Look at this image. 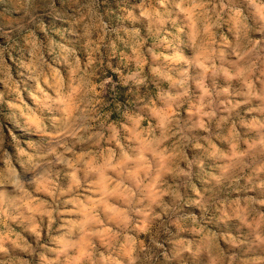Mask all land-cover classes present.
<instances>
[{
	"label": "clouds",
	"instance_id": "obj_1",
	"mask_svg": "<svg viewBox=\"0 0 264 264\" xmlns=\"http://www.w3.org/2000/svg\"><path fill=\"white\" fill-rule=\"evenodd\" d=\"M0 3L10 5L0 13V31L26 33L27 40L49 19L57 0ZM59 3L70 13L65 18L81 27L72 38L85 61L71 49L62 61L51 57L66 67L63 75L58 69L44 74L53 93H45L44 101L50 115L68 121L62 98L76 95L86 82L94 121L81 129L86 139L66 142L76 148L71 159L59 160L51 148L60 146L49 145L43 150L51 163L30 176L21 175L26 170L20 162L33 159L29 151L17 154L20 171H13L11 181L0 171V264H31L34 257L38 264L85 259L88 264H249L239 252L264 249V0H138L132 13L115 21L101 15V0H87V14L82 0ZM177 11L186 21L177 29L186 42L173 47L167 26L176 27ZM113 35L105 45L112 53L117 41L131 49L132 55L121 54L127 60L123 71L96 58L105 37ZM3 51L0 72L7 70ZM18 59V67L33 73L26 78L43 92L35 52L28 64L23 52ZM6 84L22 99L14 80L9 77ZM112 111L125 122L112 121ZM31 133L40 140L39 129ZM64 169L76 186L78 173L92 179L99 196L64 202L75 204L72 211L81 217L66 222L67 239L74 243L59 239L58 247L49 248L40 241L43 218L50 232L53 225H66L57 223L56 209L33 192H47L57 203L52 177ZM229 220L242 238L232 234ZM23 233L33 236L35 247ZM69 249L77 255L69 256Z\"/></svg>",
	"mask_w": 264,
	"mask_h": 264
},
{
	"label": "rangeland",
	"instance_id": "obj_2",
	"mask_svg": "<svg viewBox=\"0 0 264 264\" xmlns=\"http://www.w3.org/2000/svg\"><path fill=\"white\" fill-rule=\"evenodd\" d=\"M136 2L138 0H101L99 10L106 21H115L119 17H126L129 13H132L133 4ZM82 3L85 4L84 12L87 14V0H82ZM8 6L10 5L0 3V13H4ZM138 13L139 9H136L134 14L138 15ZM68 15L70 13L57 0L56 8L51 12L49 19L32 30L34 32V38L29 37L25 40L26 33L0 31V49L4 50L3 60L7 69L6 71L0 72V81H5V83H0V147L3 149L0 151V161H3V163H0V171L5 173L8 181H11L14 170L16 172L20 171L19 168H15L17 163L16 156L19 152L29 151L33 156V159L29 163H24L27 157L20 161L26 170L21 173L22 176H30L33 169L43 163H51L49 153L43 150L49 145L60 146L51 148V151L55 153L59 160L63 161L66 155L67 158L71 159L72 152L76 151V148L68 145L66 142L70 138L78 136L86 139L81 129H86L94 121L95 112L91 109L87 98L84 96L83 90L87 88L86 82H82L81 88L76 89V95H67L62 98L67 109L68 121H65L63 115L58 117L50 115L49 108L44 101L45 93L50 96L53 95L49 85L44 83V74H50L58 69L63 75L66 67L64 64L53 63L50 59L51 57H58L62 61L65 59L67 50L71 49L80 56L82 62L85 61V57L81 54V45L72 38L74 34L81 33V27L72 25V21L65 18ZM8 19L14 21L16 17H8ZM173 19L176 21V27L173 28L171 25H168L167 31L171 32L168 38L173 42V47H175L177 44L186 42L185 34L177 31L179 27L184 26L186 21L184 15L178 11L173 14ZM128 23H131V20ZM68 25L72 26L68 27ZM141 34H143V30ZM93 38L95 39L96 37L93 36ZM115 39L116 37L114 35L105 37V43L101 46L100 53L96 54V58L97 61L104 59L105 64L112 63L113 67L119 66L123 71V64H127V60L121 54L130 56L132 53L130 48H127L119 41L116 42V51L114 53L111 52L110 48L105 47L111 40ZM149 46H151V41H149ZM158 50L171 54L170 49L161 47ZM21 52L28 57L25 64L31 62L32 53L35 52V73L40 75L39 88H42L43 92L37 88L34 79L26 78V76L31 77L33 73L28 72L25 67H18V58ZM111 74V71H109V75ZM99 76L100 73L97 72V77ZM9 77L19 86V94L22 99L18 100L17 94L7 87L6 81ZM48 78L50 82V76ZM66 79L67 77L65 76ZM113 79L115 80L117 77L113 76ZM95 82L99 83L100 80L96 79ZM81 99L84 100L83 103H80ZM9 102L18 105V107H10ZM109 116L112 121H118L119 123L125 122L122 116L117 117L115 111L110 112ZM248 118L251 119V116ZM142 127H147V122ZM53 128H55V131ZM36 129H39V141L33 138V134L31 133H34ZM13 145H15V151ZM65 147L71 148L67 154L64 150ZM9 162L12 167H9ZM67 171L69 170L64 169L52 177L57 183L56 192L59 197L57 203H53L52 197L47 192H33V195L38 200L47 201L56 209L57 223L64 225H66L68 220H79L81 218L78 213L72 211L76 207L75 204H66L64 203L65 201L78 198L81 201L87 202V198L97 199L99 196V193L93 187L92 179L85 181L83 173H78L80 183L79 186H76L71 180L66 179L65 174ZM49 172L50 170H46L45 175H49ZM109 175H111L110 172ZM100 218L105 219L103 215ZM105 223H107L106 220ZM227 223L232 234L242 238V234L237 233L233 227L234 221L229 220ZM47 224L48 218L45 216L43 222L40 223L41 243L46 244L49 248L58 247L57 241L59 239H64L66 243H74V241L67 239V234L71 228L70 225H66L61 229H56L55 225H53L50 232ZM11 227L15 228L16 231H20V228L15 224H12ZM23 234L28 242L32 243L33 247H35L33 236L29 233ZM133 235L135 234L133 233ZM139 238L144 239L143 236ZM92 243L97 249L104 251L103 247L95 239ZM221 246L227 250L226 245L221 243ZM237 251L239 252V250ZM18 254L22 259L29 258L27 253L20 252ZM239 254L248 260L249 264H264V249L253 248L249 251L245 247L244 251L239 252ZM68 255L75 256L77 252L74 249H69ZM49 256L51 258L52 254L49 253ZM38 259V257L31 258V264H38ZM81 264H88V261L86 259L82 260Z\"/></svg>",
	"mask_w": 264,
	"mask_h": 264
}]
</instances>
